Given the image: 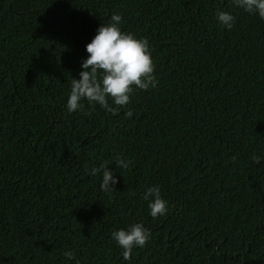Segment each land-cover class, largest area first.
Wrapping results in <instances>:
<instances>
[{"label": "trees", "instance_id": "trees-1", "mask_svg": "<svg viewBox=\"0 0 264 264\" xmlns=\"http://www.w3.org/2000/svg\"><path fill=\"white\" fill-rule=\"evenodd\" d=\"M113 14L148 39L158 84L109 99L114 112L69 113L85 45ZM103 163L115 191L89 174ZM262 165L258 15L231 0H0V264H264ZM155 185L169 211L154 219ZM133 223L151 238L124 260L112 233Z\"/></svg>", "mask_w": 264, "mask_h": 264}, {"label": "clouds", "instance_id": "clouds-1", "mask_svg": "<svg viewBox=\"0 0 264 264\" xmlns=\"http://www.w3.org/2000/svg\"><path fill=\"white\" fill-rule=\"evenodd\" d=\"M231 4L264 19V0H231ZM216 18L226 29L234 26L235 16L227 11H217ZM121 23L122 16L113 14L111 22L101 24L91 41L85 45L88 56L81 63L79 79H71V90L66 104L69 113L83 111L82 100L114 112L116 108L109 105V99L114 105L123 108L131 102L135 89L147 91L157 86L155 63L148 39L137 38L132 33L122 31ZM125 115L130 118L133 113L127 111ZM251 160L259 163L262 158L254 154ZM131 163L121 156H117L115 160V165L120 169L129 168ZM98 173H102L101 190L115 191L113 186L118 180L106 163L92 168L89 174ZM143 199L149 201L148 208L154 219L168 213L169 202L161 196L158 185L147 188ZM150 238V230L142 223H133L127 229L112 233V239L123 249L124 260L131 259L133 248L145 247ZM64 256L68 260H76L72 250L66 251ZM76 264H79L78 260Z\"/></svg>", "mask_w": 264, "mask_h": 264}]
</instances>
